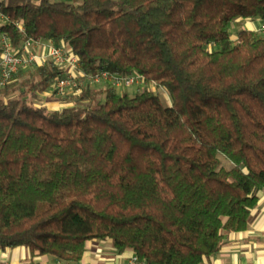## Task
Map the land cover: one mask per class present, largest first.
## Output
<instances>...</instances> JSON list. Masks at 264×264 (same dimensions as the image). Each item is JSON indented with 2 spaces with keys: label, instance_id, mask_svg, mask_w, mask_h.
Segmentation results:
<instances>
[{
  "label": "trees",
  "instance_id": "obj_1",
  "mask_svg": "<svg viewBox=\"0 0 264 264\" xmlns=\"http://www.w3.org/2000/svg\"><path fill=\"white\" fill-rule=\"evenodd\" d=\"M0 12L15 49L52 41L86 73L146 83L133 97L86 87L57 110L39 105L63 76L51 61L0 86V250L76 264L110 241L145 264H204L248 230L264 192V35L231 31L264 23V0H0Z\"/></svg>",
  "mask_w": 264,
  "mask_h": 264
},
{
  "label": "built area",
  "instance_id": "obj_2",
  "mask_svg": "<svg viewBox=\"0 0 264 264\" xmlns=\"http://www.w3.org/2000/svg\"><path fill=\"white\" fill-rule=\"evenodd\" d=\"M8 22V17L0 12V24ZM21 33L24 27L18 23ZM264 33V24L262 26ZM238 41L237 38L234 42ZM47 61L53 62L62 72L63 76L57 79L52 85V91L47 96H76L83 92L86 87L110 86L116 90L123 91L131 86H145L142 76L134 74L128 77L112 74L107 71L89 74L81 69L80 61L70 48L66 45H57L52 41L33 40L25 41L22 47L15 49L7 35L3 34L0 44V86H6L12 78L21 70L41 66ZM55 94V95H54ZM58 264H69L57 260ZM0 264H8L7 261H0ZM128 264L141 263L137 256L133 255Z\"/></svg>",
  "mask_w": 264,
  "mask_h": 264
},
{
  "label": "crops",
  "instance_id": "obj_3",
  "mask_svg": "<svg viewBox=\"0 0 264 264\" xmlns=\"http://www.w3.org/2000/svg\"><path fill=\"white\" fill-rule=\"evenodd\" d=\"M54 1L74 3L77 0ZM263 24L260 20L246 21L232 26V29L240 28L264 35ZM236 33L233 39L237 38L238 32ZM2 39L3 34H0V44ZM102 86L104 85L100 87ZM50 105L51 103L48 102L45 106L51 107ZM259 198L258 206L252 212L254 220L248 230L229 234L219 254L206 260L204 264H264V192L259 195ZM133 255L132 251L117 253L110 241H91L87 244L84 259L76 264H128ZM2 260L7 261L8 264H58L54 257L36 256L25 247L0 250V261Z\"/></svg>",
  "mask_w": 264,
  "mask_h": 264
},
{
  "label": "rangeland",
  "instance_id": "obj_4",
  "mask_svg": "<svg viewBox=\"0 0 264 264\" xmlns=\"http://www.w3.org/2000/svg\"><path fill=\"white\" fill-rule=\"evenodd\" d=\"M241 29L240 28H238L237 30H235V28H233L232 29V36H235V35H237V33L236 32H239ZM137 90H138V87L137 86H131V87H129L128 89H127V91H128V93H129V95L130 96H134L135 94H136V92H137ZM124 91V90H123ZM122 91L121 90H119V94L121 93ZM158 94H159V96L161 97V99H162V101H163V103L166 105V106H170L171 104H172V98L170 97V95L166 92V91H164V90H159L158 91ZM45 97L46 98H43V100H41L40 102H39V105H46V103H51V107H48L50 110H57V109H60L61 108V106H63L64 105V103L62 102V100H61V97H56V96H52L51 95V97L50 96H47V95H45ZM50 98V99H49Z\"/></svg>",
  "mask_w": 264,
  "mask_h": 264
}]
</instances>
